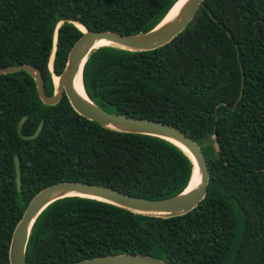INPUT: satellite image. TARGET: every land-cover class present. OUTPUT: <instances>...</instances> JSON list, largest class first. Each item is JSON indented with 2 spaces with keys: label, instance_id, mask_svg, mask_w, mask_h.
I'll return each mask as SVG.
<instances>
[{
  "label": "trees",
  "instance_id": "trees-1",
  "mask_svg": "<svg viewBox=\"0 0 264 264\" xmlns=\"http://www.w3.org/2000/svg\"><path fill=\"white\" fill-rule=\"evenodd\" d=\"M177 2L0 0V68L36 66L53 96L54 77L64 73L84 29L147 33ZM82 82L104 110L193 138L210 167L207 194L172 218L83 197L57 200L33 226L27 264L122 254L168 264H264V0H205L185 30L155 50L100 47ZM24 117V135L44 122L38 138L19 136ZM193 172L175 144L105 128L74 111L66 96L47 106L27 72L0 75V264H10L14 230L49 186L84 182L158 200L183 193Z\"/></svg>",
  "mask_w": 264,
  "mask_h": 264
},
{
  "label": "water",
  "instance_id": "water-1",
  "mask_svg": "<svg viewBox=\"0 0 264 264\" xmlns=\"http://www.w3.org/2000/svg\"><path fill=\"white\" fill-rule=\"evenodd\" d=\"M204 1L205 0H188L175 19L162 25L163 20L156 28L147 33L129 35L110 31H89L84 29V36L79 39L69 54L64 73L57 77L59 79L58 86L55 84L56 90L53 96L47 94L43 74L36 66L15 65L0 68V75L14 74L22 71L30 74L36 82L40 99L47 106L57 105L62 101L63 97L66 96L74 111L105 128L122 133L158 137L175 144L188 154L194 163V172L190 183L194 179L196 167L198 168L200 176V183L193 190L187 192L188 186L187 189L179 195L158 200L134 197L107 186L84 182H63L49 186L40 191L32 199L22 220L15 228L9 248L10 264H27L26 252L33 226L46 208L57 200L66 197H83L106 202L139 215L172 218L188 214L205 198L211 172L202 147L193 138L181 130L165 123L110 113L95 104L88 97L85 89V96L83 97L76 92L74 87L77 80H83L85 64L90 54L98 49L96 45L100 41H106L113 46L130 51L155 50L168 44L183 32L194 19ZM64 20L68 19L66 18ZM26 120L27 117H24L18 125L19 136L27 141L38 138L43 129L44 122L42 121L40 123L34 134L24 135L23 126ZM15 166L16 184L18 191H21V172L18 157H15ZM72 264L168 263L147 255L122 254L87 259Z\"/></svg>",
  "mask_w": 264,
  "mask_h": 264
},
{
  "label": "bare ground",
  "instance_id": "bare-ground-1",
  "mask_svg": "<svg viewBox=\"0 0 264 264\" xmlns=\"http://www.w3.org/2000/svg\"><path fill=\"white\" fill-rule=\"evenodd\" d=\"M188 0H178V2L175 4V6L172 8V10L169 12V14L166 16V18L164 19L163 24H166L168 22H171L173 19H175L178 14L180 13V11L183 9V7L185 6L186 2ZM102 46H113L111 43H108L106 41H100L96 47L100 48ZM58 78L55 82V84H58ZM58 86V85H56ZM75 90L76 92L80 95V96H85V92H84V88H83V84L81 79L77 80L74 84ZM200 183V176H199V172H198V168H195V175H194V179L192 180V182L190 183L187 192L193 190L198 184Z\"/></svg>",
  "mask_w": 264,
  "mask_h": 264
},
{
  "label": "rangeland",
  "instance_id": "rangeland-1",
  "mask_svg": "<svg viewBox=\"0 0 264 264\" xmlns=\"http://www.w3.org/2000/svg\"><path fill=\"white\" fill-rule=\"evenodd\" d=\"M54 79H55V82H56V80H57V77H54ZM56 85H58V84H56Z\"/></svg>",
  "mask_w": 264,
  "mask_h": 264
}]
</instances>
